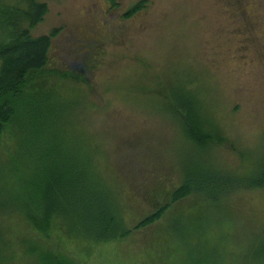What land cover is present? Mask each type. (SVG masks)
<instances>
[{
    "label": "rangeland",
    "instance_id": "1",
    "mask_svg": "<svg viewBox=\"0 0 264 264\" xmlns=\"http://www.w3.org/2000/svg\"><path fill=\"white\" fill-rule=\"evenodd\" d=\"M40 1L48 12L31 34L58 31L48 67L60 75L44 84L73 103L66 146L86 154L129 228L151 212L143 193L156 180L172 188L190 170L239 178L264 164V0H145L128 19L140 0ZM86 62L84 78L74 76ZM177 96L192 102L212 142L187 138L169 104ZM12 145L5 133L0 264H39L34 250L73 264H264V185L191 196L126 240L101 245L55 220L34 230L21 179L5 162ZM123 173L130 180L120 191Z\"/></svg>",
    "mask_w": 264,
    "mask_h": 264
},
{
    "label": "trees",
    "instance_id": "2",
    "mask_svg": "<svg viewBox=\"0 0 264 264\" xmlns=\"http://www.w3.org/2000/svg\"><path fill=\"white\" fill-rule=\"evenodd\" d=\"M108 1L112 7L117 5L115 0ZM144 8L146 1H137L122 17L128 19ZM47 12L46 3L40 0H0V144L5 133L11 135L12 152L5 162L21 179L20 188L24 190L21 195L27 197L31 206L27 209L28 221L36 232L47 230L48 222L55 220L69 233L87 240L101 245L118 243L134 230L157 223L172 205L191 196L214 198L264 185V164L249 176L239 178L217 171L220 176L202 168L190 170L172 188H165L156 180L143 193L151 212L129 228L119 215L122 204L95 173L86 154L66 146L64 135L73 103L64 99L63 93L46 89L44 84L50 74L60 75L48 67L52 40L58 31L53 29L36 37L31 34ZM83 65L88 63L71 69L75 71L74 76L84 78ZM69 71L61 73L60 79L73 76ZM177 97L175 103L169 99V104L174 114L180 115L187 138L199 146L212 142V132H204L193 113L192 102ZM129 171L135 173L132 169ZM123 175L120 191L126 189L125 180H130ZM0 178H3L1 173ZM134 184L139 186L138 182ZM134 184L130 182V186ZM32 254L39 264H73L72 260H61L47 252L34 250ZM147 261L146 258L144 263Z\"/></svg>",
    "mask_w": 264,
    "mask_h": 264
}]
</instances>
